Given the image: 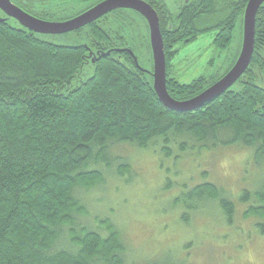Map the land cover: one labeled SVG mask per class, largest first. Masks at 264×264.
<instances>
[{
  "label": "trees",
  "instance_id": "trees-1",
  "mask_svg": "<svg viewBox=\"0 0 264 264\" xmlns=\"http://www.w3.org/2000/svg\"><path fill=\"white\" fill-rule=\"evenodd\" d=\"M62 1L13 0L12 4L48 22H64L83 12L61 17L57 3ZM68 1L87 4L85 11L104 0ZM248 1L208 0L201 11L206 16L202 23H191L190 13L172 38L161 32L165 55L171 50L179 53V46L209 32L215 34V47L227 48L238 27L239 48L222 77L239 56ZM44 2L57 7L47 10ZM28 7L40 9L33 12ZM117 12L126 18L115 17L116 23L105 28L111 35L118 36L130 19L142 20L147 27L139 14L130 10L112 14ZM0 18L5 19L0 23V264H123L124 248L111 219H97L106 227L104 236L88 229L83 223L88 198L78 191L101 190L109 177L130 183L133 170L116 154L122 149L156 154L159 149L164 157L179 158L187 151L200 154L242 147L250 150L252 166H264V87L258 83L263 84L264 78V4L256 15L254 51L244 75L219 98L184 114L160 104L152 77L140 67L134 49L95 45V39H104L101 28L89 24L65 34L74 38V44L60 46L43 39L46 35L17 26L13 19ZM147 43L152 69L148 37ZM90 55L98 56L93 64V59L87 61ZM165 60L166 88L175 100L191 99L220 78L202 76L181 84L169 76L172 62L167 55ZM126 175L129 180L123 181ZM196 184L176 203L183 201L193 213L207 202L215 203L230 222L234 208L222 190L213 183ZM258 189L253 200L247 191L240 200L253 206L247 205L246 217L264 219V182Z\"/></svg>",
  "mask_w": 264,
  "mask_h": 264
},
{
  "label": "rangeland",
  "instance_id": "rangeland-1",
  "mask_svg": "<svg viewBox=\"0 0 264 264\" xmlns=\"http://www.w3.org/2000/svg\"><path fill=\"white\" fill-rule=\"evenodd\" d=\"M41 1L46 0H35ZM44 3L47 10L58 4L61 17L83 11L88 6L68 0L51 6ZM28 9L34 12L40 7ZM121 16L125 17L124 13L117 12L106 17V24L113 25L115 17ZM8 23L14 25L13 21ZM125 24L122 31L133 35V51L139 57L140 67L150 72L148 26L144 27L137 19ZM214 36V32L206 33L195 42L179 46L176 49L179 53L173 50L175 54L170 55L173 51L167 52L172 62L169 76L181 84H189L202 76L220 77L237 53L240 32L237 27L231 43L223 49L213 45ZM43 39L60 46L74 44V38L65 37V34ZM87 59L92 60L94 56ZM90 63L86 67L88 70H91ZM258 83L264 87V82ZM160 152L159 149L156 154L137 148L116 152L127 159L126 163L133 170L130 174L133 180L127 183L109 177L106 186L99 187L101 190H78L85 192L88 198L89 211L83 218L85 226L104 236L106 227L97 219H111L124 248L120 255L123 264H264V219L246 217L247 205L251 207L252 204L240 200L246 191L253 200L252 194L264 182V166H252L250 150L231 147L200 154L187 151L179 154V158H175L176 154L164 157ZM128 176L123 181L129 180ZM204 182L216 185L223 197L233 204L230 222L215 203L200 205L199 211L194 213L184 207L183 201L176 203L177 198L196 183ZM257 223L263 227L258 228Z\"/></svg>",
  "mask_w": 264,
  "mask_h": 264
},
{
  "label": "water",
  "instance_id": "water-1",
  "mask_svg": "<svg viewBox=\"0 0 264 264\" xmlns=\"http://www.w3.org/2000/svg\"><path fill=\"white\" fill-rule=\"evenodd\" d=\"M264 0H249L242 19V44L239 56L233 66L216 82L191 99L179 101L171 98L166 88V60L159 22L155 11L142 0H104L84 11L80 15L64 22H48L34 18L11 3L0 0V10L17 26L39 35L55 36L77 31L101 17L117 10H130L142 16L148 26L152 56L151 75L153 90L160 104L171 112L192 113L226 93L244 75L249 67L254 51L255 19ZM5 19L0 18V23ZM108 55V54H107ZM95 57L91 63H94ZM136 67L140 69L137 65ZM143 70V69H142Z\"/></svg>",
  "mask_w": 264,
  "mask_h": 264
},
{
  "label": "flooded vegetation",
  "instance_id": "flooded-vegetation-1",
  "mask_svg": "<svg viewBox=\"0 0 264 264\" xmlns=\"http://www.w3.org/2000/svg\"><path fill=\"white\" fill-rule=\"evenodd\" d=\"M142 1L146 2L155 11L157 18H158V22H159L160 33L162 32L165 35L166 39L168 37L172 38V36L174 35H172L171 33L175 32V30L177 29L180 30L184 28V25L186 21L188 20V14L191 13V15L193 16L191 19L192 20L191 23L194 21L193 23L197 22L199 24V23H202L204 19H206V16L202 14L201 11H204L205 4L207 3L208 0H150V3H152L153 7L149 4L148 0H142ZM11 3H13V0H11ZM163 8L168 11L169 13L168 16L164 15ZM113 12H116V11H113ZM113 12L109 14H112ZM0 14L1 16L4 15L5 18H7L6 15L1 10H0ZM107 15L91 23L93 27L95 28L97 27L99 29L101 28L102 34L104 36V39L102 40L95 39V45H97L100 49H108V50H116V51H121V50L127 51L128 48L130 50L135 48L134 37L132 34L129 35L128 33H125V32L123 33V31H118V36H117V34L113 33V35H111L109 32L105 31V28L110 29L111 27V25L106 24L107 18H104V17H106ZM171 15L172 16L175 15L174 20L171 19L172 17ZM140 22L142 24V20ZM163 27L164 29H162ZM175 27L177 28L175 29ZM149 45H150V42H149ZM130 53L133 54L132 52ZM119 60L121 61V63L124 61L121 58H119ZM136 62L138 63V61ZM262 82H264V80H262Z\"/></svg>",
  "mask_w": 264,
  "mask_h": 264
},
{
  "label": "bare ground",
  "instance_id": "bare-ground-1",
  "mask_svg": "<svg viewBox=\"0 0 264 264\" xmlns=\"http://www.w3.org/2000/svg\"><path fill=\"white\" fill-rule=\"evenodd\" d=\"M54 46V45H53ZM122 181V180H121ZM223 196V195H222ZM110 224V223H109ZM92 225V224H91ZM106 234V233H105Z\"/></svg>",
  "mask_w": 264,
  "mask_h": 264
}]
</instances>
